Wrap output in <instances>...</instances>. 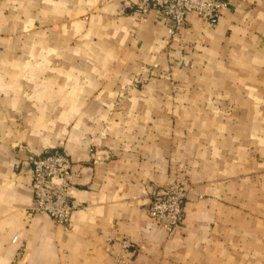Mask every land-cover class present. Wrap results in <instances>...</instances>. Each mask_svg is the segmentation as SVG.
<instances>
[{"label": "crops", "instance_id": "crops-1", "mask_svg": "<svg viewBox=\"0 0 264 264\" xmlns=\"http://www.w3.org/2000/svg\"><path fill=\"white\" fill-rule=\"evenodd\" d=\"M228 3L171 35L138 0H0V76L42 63L30 111L0 97V264H264V0ZM58 150L70 230L32 211L28 160ZM170 179L190 190L172 238L149 218Z\"/></svg>", "mask_w": 264, "mask_h": 264}, {"label": "built area", "instance_id": "built-area-1", "mask_svg": "<svg viewBox=\"0 0 264 264\" xmlns=\"http://www.w3.org/2000/svg\"><path fill=\"white\" fill-rule=\"evenodd\" d=\"M228 6V0H138L137 9L142 15L159 12L170 24V34L176 35L186 25L190 15L215 20ZM28 161L33 168V213L47 216L56 225L70 230L79 208L71 198L77 175L70 157L64 152L55 151L32 156ZM189 191L187 180L170 179L152 194L149 218L169 238L175 236L184 225ZM18 239L16 237L14 242ZM118 246L125 252L136 251V246L130 240H122ZM117 258L123 263L124 258L120 254H117Z\"/></svg>", "mask_w": 264, "mask_h": 264}, {"label": "rangeland", "instance_id": "rangeland-1", "mask_svg": "<svg viewBox=\"0 0 264 264\" xmlns=\"http://www.w3.org/2000/svg\"><path fill=\"white\" fill-rule=\"evenodd\" d=\"M24 32L27 33L26 26H24ZM24 66V75L23 78L18 82L17 88L15 85L10 84L7 78L0 76V97L6 95L9 96L18 91L19 100L22 101V104H24V107H22L23 111H30L34 107L35 103L39 102V93L36 90L37 78L34 74L42 66V63L37 58H29L24 63ZM16 123L19 124L21 128H23L24 124L22 123L21 116L16 118ZM25 149V145L20 142L12 146V150L16 151V153Z\"/></svg>", "mask_w": 264, "mask_h": 264}]
</instances>
